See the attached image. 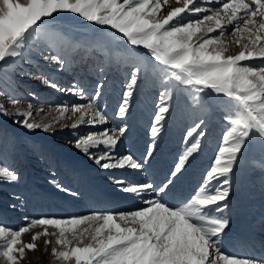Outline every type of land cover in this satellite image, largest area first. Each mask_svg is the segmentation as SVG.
Returning a JSON list of instances; mask_svg holds the SVG:
<instances>
[{"label": "snow or ice", "instance_id": "obj_1", "mask_svg": "<svg viewBox=\"0 0 264 264\" xmlns=\"http://www.w3.org/2000/svg\"><path fill=\"white\" fill-rule=\"evenodd\" d=\"M168 3L0 0V116L27 132L53 129L52 123L32 121L34 107L38 114L45 105L34 92L24 97V78L75 97L76 102L46 106L59 111L61 119L78 114L65 125L74 137L67 143L109 173L123 201L138 205L26 216L16 229L0 223V264H20L42 236L55 238L51 255L56 264H264V217L240 231L232 227L237 214L233 197L245 167L260 172L264 195V0H176L180 6L161 16ZM64 14L94 34L88 44L72 39ZM186 15L195 19L185 20ZM227 36L235 37L231 43L241 49L237 54H226ZM89 45L103 51L77 52ZM121 64L127 67L109 112V76L120 72ZM64 74L73 75L68 86L56 79ZM145 86L156 89L158 97L148 141L142 150L129 146L121 151L132 140L128 121L138 89ZM5 102L26 103L27 108L10 113ZM177 111L187 125L184 147L158 168L166 121ZM213 119L222 127L221 139L208 163L198 165ZM15 154V138L0 135V183H19ZM116 170L123 174L115 175ZM49 183L71 197L81 195L55 179ZM11 198L10 207L18 210L28 201L17 192ZM37 226L43 231L23 242L22 235ZM52 243L45 239V250ZM232 247L240 251L226 250Z\"/></svg>", "mask_w": 264, "mask_h": 264}, {"label": "rangeland", "instance_id": "obj_2", "mask_svg": "<svg viewBox=\"0 0 264 264\" xmlns=\"http://www.w3.org/2000/svg\"><path fill=\"white\" fill-rule=\"evenodd\" d=\"M180 6L176 0H169V3L164 6L163 11L160 13L163 16L172 7ZM208 6V5H204ZM216 6V5H212ZM64 26L68 29L70 36L74 41L83 44H88L91 37L94 35L91 31H85L83 26L75 23L76 18L70 14H64ZM195 19V17L185 16L187 19ZM202 35V34H201ZM198 38V37H196ZM195 39V38H194ZM226 41L229 44L227 55L237 54L241 49L234 43H231L235 37L227 36ZM103 50L101 48L79 47L77 52L81 55L87 53L89 55H97ZM246 63H256L259 61H248ZM126 65L121 64V71H113L109 76L110 86L108 90V110L114 108L115 103L119 97L120 89L124 75L122 74ZM56 79L64 86L70 85L73 75L64 74L57 76ZM21 91L24 97H27L29 91L34 92L40 99V102L45 105L43 112H38L34 107L33 122L42 124H53V129L50 132H43L37 130L35 132H27L19 125L14 124L12 119L0 116V135L14 137L16 141V154L13 158V167L20 175V181L17 184L0 183V223L11 228H18L25 223L24 217H39V216H70L82 215L92 211H104L100 209H93L95 203L82 200L81 195L71 197L66 193L59 191L54 184L49 183L50 180L55 179L60 184L68 187L71 185L73 191L81 193L79 187L76 186V181L80 180L81 176L79 168H84L91 178L98 182V187L108 194L118 197L120 194L117 191L116 185L112 184L109 179V173L99 170L87 157L81 155L72 145L67 143L69 139H74L70 126L78 117V114L66 113L64 118L61 119V113L56 109H49L47 104H58L64 101L69 103L76 102L73 96L57 93L54 90L43 86L40 81L34 79L24 78L20 82ZM156 89L150 86H145L138 89V94L135 98L134 106L131 111V118L128 121L132 127V140H126L121 151H125L129 146L142 150L148 141V126L154 111V105L157 100ZM0 101H4V97L0 96ZM5 107L9 109L10 113L15 112L17 109L26 110L27 104L11 105L5 102ZM59 120V123L55 121ZM184 116L181 112L177 111L173 114V118L166 121V133L164 139L160 144V155L158 157L157 167L167 165L166 162H161V158L165 157L169 149L173 154H176L184 147L182 142V134L186 127ZM63 129V130H61ZM87 129L81 128L79 131L83 132ZM208 131L210 135L203 142V151L200 155L198 163L207 164L216 151V146L221 139L222 127L218 121L213 119L209 125ZM172 154V155H173ZM169 158V156H168ZM12 163V161H9ZM259 161L256 166L259 167ZM254 175L261 177L259 171H252ZM54 173V175H53ZM115 175L123 174L121 171L115 172ZM13 192L22 193L28 196V201L22 210L13 209L10 204L13 202L11 194ZM234 200V197H233ZM106 211V210H105ZM43 231L40 226L30 230V232L22 235L21 239L25 243H30L31 236L36 232ZM51 232L52 229L49 228ZM51 239L53 243L48 246L47 250L44 247V240ZM54 237H40L37 241L36 250L25 251L24 258L20 264H56L51 255V248L55 247Z\"/></svg>", "mask_w": 264, "mask_h": 264}, {"label": "bare ground", "instance_id": "obj_3", "mask_svg": "<svg viewBox=\"0 0 264 264\" xmlns=\"http://www.w3.org/2000/svg\"><path fill=\"white\" fill-rule=\"evenodd\" d=\"M172 154V150L169 149L165 157L161 158V162L170 164L173 157L176 155ZM200 164L202 163H198V165ZM119 171L120 170H116L115 172ZM79 173L81 179L75 183L76 186L82 190V200L86 203L87 201L95 203V206H92L91 210H85L87 208V206H85L83 208L84 211H92L93 209L121 211L138 206L133 202L123 201L121 195L115 197L100 189V187H98V182L91 178L84 168H79ZM261 185L262 177L254 175L252 171H249L247 167H245L241 172L240 184L234 195V203L237 206L235 222L232 225L234 231H240L248 224L254 221L258 222L264 217V195H262ZM187 186L188 184L186 182L185 187ZM68 187H71V185L68 184ZM226 250L233 252L240 251L235 247L226 248Z\"/></svg>", "mask_w": 264, "mask_h": 264}]
</instances>
